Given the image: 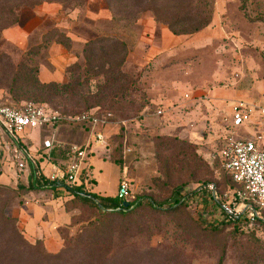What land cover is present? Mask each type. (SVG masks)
I'll use <instances>...</instances> for the list:
<instances>
[{
    "label": "rangeland",
    "instance_id": "374dc122",
    "mask_svg": "<svg viewBox=\"0 0 264 264\" xmlns=\"http://www.w3.org/2000/svg\"><path fill=\"white\" fill-rule=\"evenodd\" d=\"M203 20L210 22L188 33ZM55 28L71 38L70 49L44 38ZM96 40L94 69L86 72L83 50ZM29 48L40 52L29 58L45 78L83 82L67 106L46 103L109 116L107 145L95 144L93 153V161L118 166L97 172V185L109 191L117 168L134 196L157 201L191 192L202 180L224 181L222 150L264 121L255 113L251 126L231 127L236 106H264V0H0L1 100L15 102L2 92ZM74 63L82 69L69 78ZM29 100L38 99L15 103ZM48 136L42 126L25 134L38 154ZM87 137L80 124L59 133L79 144ZM0 152V264H264V228H203L216 225L202 215L205 201L176 211L135 206L105 217L89 206L69 209V198L24 188L2 140ZM55 158L67 161L64 153Z\"/></svg>",
    "mask_w": 264,
    "mask_h": 264
},
{
    "label": "built area",
    "instance_id": "2783aa9c",
    "mask_svg": "<svg viewBox=\"0 0 264 264\" xmlns=\"http://www.w3.org/2000/svg\"><path fill=\"white\" fill-rule=\"evenodd\" d=\"M185 97L210 98L208 93L193 96L189 92L185 93ZM255 113L264 118V106L253 103L236 106L231 114L233 132L235 128L251 126ZM108 117L95 108L64 114L35 101L22 104L0 102V141L6 142V149L12 154V165L17 166V178L22 176L27 182L32 178L36 187L47 189L59 198H71L74 195L93 198L96 184L94 146L107 145L104 128L109 123ZM62 123L84 124L88 134L86 141L79 144L60 139ZM252 125L259 127L255 134L231 140L221 152L225 168L237 184L236 188L222 194L214 183L199 184L191 192H176L160 205H175L177 201L197 205L199 201H205L200 205L202 215L207 219L212 217L216 225L239 221L246 229L255 227L264 212V121ZM41 126L50 130L51 136L42 140L44 157L39 162L42 154L33 152L26 145L28 140L25 134ZM54 146L65 151L66 163H59L52 158L50 151ZM117 195L122 202L119 209H131L140 201L131 193L126 179L120 180ZM125 202L129 203L127 207Z\"/></svg>",
    "mask_w": 264,
    "mask_h": 264
},
{
    "label": "trees",
    "instance_id": "16d2710c",
    "mask_svg": "<svg viewBox=\"0 0 264 264\" xmlns=\"http://www.w3.org/2000/svg\"><path fill=\"white\" fill-rule=\"evenodd\" d=\"M210 21L207 20H203L202 22H199L193 26V28L191 30H189L188 33H193L196 32L198 30H200L201 28L207 26L209 24ZM171 24V23H169ZM173 25V24H171ZM176 32V31H175ZM46 39L49 38L50 41H54L55 43H60L65 45L67 48H71L72 46V40L71 38L65 34L64 32H62L61 30L55 28L51 31H49L45 37ZM109 39V37H107V40ZM98 40L96 41H88L85 44L83 53L86 57V66H85V71L86 72H91L94 69L93 66V60H94V51L96 48V44H97ZM120 46L122 47V49L125 51L126 49V45L124 42L122 41H118ZM32 48V47H31ZM31 48L28 49V51L26 52V57L24 58V60H21L15 67L13 76L11 78L10 83H8L7 85V89L8 92L6 94V92H2L3 94V98H10V99H15V102L20 101L21 99H26V98H35L38 100H32L35 102H40V103H44L46 105H48L50 108L52 109H57L60 110L56 107H52L51 105H49L48 103H46L45 101H57L58 104H64L65 106L68 105V100L70 98H72L74 96L73 93L77 94V91H79L82 88L83 82H80V85H74L73 81L70 80L69 82H59V81H54V80H50V81H45L41 78L40 75V68L39 65L37 63H35V60H33L32 57L34 55L39 54L40 52L38 50H32ZM110 67V66H109ZM107 68V69H111V68ZM81 66L78 63H74L72 65H69L66 68V72L68 77L70 78L71 76L73 77L74 73H77V77L80 75L81 72ZM124 76H126V74H123ZM86 79V78H85ZM84 79V80H85ZM83 80V81H84ZM79 82V80H77ZM0 89H2V86H0ZM79 95V93H78ZM31 101V100H29ZM0 102L1 103H13V102H6L1 100L0 98ZM13 103V104H22L24 102L21 103ZM62 113L64 114H76V113H66L63 112L62 110H60ZM88 111V110H86ZM84 112V111H83ZM71 124H80V123H71ZM68 125L66 123H62L61 129L65 126ZM81 126L86 127L84 124H80ZM29 140L26 142V145L30 148L29 146ZM40 149H44L43 145ZM40 150H38L39 152ZM58 153H64L65 151L61 148H59L58 146H54L53 149L50 151V155L52 156V158L55 160V156ZM44 154L42 153V157L39 159V162L43 160ZM221 161V168L222 171L224 172L223 175V179L224 181H222V177L216 178V179H211V180H202L200 181L201 184L200 185H206L208 183H214L217 188L219 189L220 193L224 194L226 192L231 191L232 189L237 187V184L234 182V180L232 179V176L230 175V173L226 170L225 168V163L223 158L221 157L220 159ZM3 162V158H2V154H0V163ZM117 164L120 165V167H122V160H117L116 161ZM36 184L34 183L33 179L30 178L29 181L24 184H22V186L24 188H29V189H38L39 187L35 186ZM42 189V188H39ZM47 190V189H44ZM49 191V190H47ZM177 191H174V194ZM194 192L191 193L194 194ZM173 194V193H172ZM168 196L167 198L161 200V201H157L154 198L151 197H147V196H136V199H140V201L138 202V204L136 205V208H142V207H147L152 211H176L182 208H189L190 203L187 201H177L175 203V205H170V206H166V207H162L160 204L163 203L164 201H166L169 197L173 196V195ZM69 202H68V207L69 209L76 207V206H89V207H93L96 208L97 211L100 213L101 216H107L108 214H110L111 212H116V213H121V214H126L129 210H131L129 207L128 208H123L121 207L119 209V207L121 206L122 202L121 199L118 197L117 193L116 195H102V194H98V193H94L93 194V198H88V197H83L80 195H74L73 197L69 198ZM231 225L235 230L240 231V232H253L256 230L257 227L262 226L264 228V212H263V218L258 219L256 222V226L253 228H244L242 223L239 221L236 222H230V223H222V224H217L215 226L212 227H208L206 225H202L203 228H206L208 230H219L221 228H223L224 226H228ZM222 261V259H221Z\"/></svg>",
    "mask_w": 264,
    "mask_h": 264
},
{
    "label": "crops",
    "instance_id": "0c3cea01",
    "mask_svg": "<svg viewBox=\"0 0 264 264\" xmlns=\"http://www.w3.org/2000/svg\"><path fill=\"white\" fill-rule=\"evenodd\" d=\"M40 75H41V78L43 80H45V81H50V80H52V77H53V75L50 74V75H47V78H45L44 76H46V75L43 74L42 72H41ZM86 133H87V131H86ZM0 154H1V152H0ZM111 165H114V166L118 167L116 164H113L110 161L104 160V159L96 158V160L93 161L94 176L96 178V184H95V187H94V192L95 193L102 194V195H113V196L116 195L117 190H118V185H119V182H120L119 179H120V175H121V170L119 168H117V175H116V178H115V189L114 190L109 191L104 186L97 185V183H98V177H97L98 174H97V172H99V170H102V167H104V168L107 167L108 168Z\"/></svg>",
    "mask_w": 264,
    "mask_h": 264
},
{
    "label": "water",
    "instance_id": "95a60500",
    "mask_svg": "<svg viewBox=\"0 0 264 264\" xmlns=\"http://www.w3.org/2000/svg\"><path fill=\"white\" fill-rule=\"evenodd\" d=\"M124 205L127 207L129 205V203L128 202H125Z\"/></svg>",
    "mask_w": 264,
    "mask_h": 264
}]
</instances>
